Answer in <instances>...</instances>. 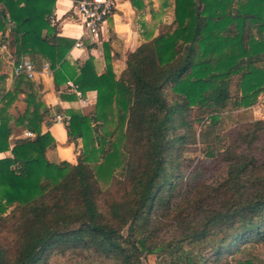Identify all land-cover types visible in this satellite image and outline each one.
<instances>
[{
    "label": "trees",
    "instance_id": "1",
    "mask_svg": "<svg viewBox=\"0 0 264 264\" xmlns=\"http://www.w3.org/2000/svg\"><path fill=\"white\" fill-rule=\"evenodd\" d=\"M55 3L0 0V32L9 25L14 55L38 67L45 58L56 85L73 79L97 101L89 114L70 111L77 161L55 163L39 86L19 75L7 89L0 72V153H12L0 158V264H144L153 254L168 264H258L245 246L264 242V119L219 129L203 150L220 178L176 199L195 126L203 140L224 111L264 91V0H161L173 21L152 36L140 16L146 40L119 75L109 43L104 72L92 56L70 64L74 41L50 22Z\"/></svg>",
    "mask_w": 264,
    "mask_h": 264
},
{
    "label": "crops",
    "instance_id": "2",
    "mask_svg": "<svg viewBox=\"0 0 264 264\" xmlns=\"http://www.w3.org/2000/svg\"><path fill=\"white\" fill-rule=\"evenodd\" d=\"M113 1L115 3L113 14L103 23L99 37L96 38L91 35H84L82 22L74 11V0H56L50 22L56 27L59 37H66L74 41L68 55V61L77 70L80 65L92 56L95 59L98 73L104 72L106 68V44L109 43L108 50L112 56L114 71L119 75L126 67L128 54L146 40L140 16L141 20L148 25L152 36L160 33L157 29L153 32V26L156 25V22L153 23L152 21V12H156V7L154 6L156 1H159L157 14L160 12L163 15L165 14V16H171L172 19L168 25L174 19L173 8H170L168 12H162L160 8L161 0H143L145 7L141 12L133 6L132 0ZM2 37L8 42L14 38L9 25L5 32H0V38L2 39ZM79 42L81 44H78ZM10 49L14 55V46L10 47ZM23 56L14 55L15 62H18ZM26 56L30 59L33 58L31 55ZM36 59L42 64L46 62L43 57L37 56ZM0 72L7 75L6 87L10 89L17 76L13 72L12 62L8 61L5 54L0 55ZM32 80L39 86L40 95L49 108L44 117L42 132L50 131L56 139L55 146L48 149L46 153L48 159L55 163H60L64 160L75 163L77 154L82 150V141L78 139L70 142L66 123L54 121L53 118L56 113L70 115L72 110H78L85 114L91 113L96 105L97 91L89 90L86 93H82L76 87L68 84V82L75 84L73 79H68L58 86L54 81L53 69L50 75L39 72ZM24 98L25 93L20 94V100L17 102L22 110L25 107ZM21 104L24 106L21 107ZM25 131L27 130L19 132L18 135L21 133L22 136H25ZM11 155V151L8 150L1 152L0 158Z\"/></svg>",
    "mask_w": 264,
    "mask_h": 264
},
{
    "label": "rangeland",
    "instance_id": "3",
    "mask_svg": "<svg viewBox=\"0 0 264 264\" xmlns=\"http://www.w3.org/2000/svg\"><path fill=\"white\" fill-rule=\"evenodd\" d=\"M156 7V12H152L153 15V23L156 22V25L153 26V32L157 29L158 31L165 30L169 21L172 19L171 16L165 14H161L160 12L157 14V9L159 7V1L154 3ZM238 78H234V82H237ZM233 82V84H234ZM24 105L21 104V107ZM264 119V91H262L258 100L247 107L243 108H230L222 113V121L219 125H216L212 128H208L205 131L203 136V140L200 139L199 133L201 128L199 125H196V133L199 139V143L187 145L185 154L183 157L184 164L181 171L182 181L179 193L176 201H179L182 196H185L188 192H193L194 188H203L204 183L210 184L213 183L214 180L220 178L221 173H223V167L221 164H218L212 158L207 157L204 152V146L206 143H211L218 132L219 129L223 128L224 131H227L238 124L252 122L255 120ZM256 154H259V157L264 161L260 154V150L256 151ZM220 168V169H219ZM263 174L264 171L261 170L259 172ZM252 255H254L258 264H264V242H261L256 245L247 244L245 246ZM144 264H168V257L165 255L158 256L153 254L146 258Z\"/></svg>",
    "mask_w": 264,
    "mask_h": 264
},
{
    "label": "built area",
    "instance_id": "4",
    "mask_svg": "<svg viewBox=\"0 0 264 264\" xmlns=\"http://www.w3.org/2000/svg\"><path fill=\"white\" fill-rule=\"evenodd\" d=\"M114 7L115 3L113 0H74V11L82 22L84 35L98 38L103 23L113 14ZM78 44L81 43L79 42ZM0 53L1 55L5 54L8 61L12 62L13 72L16 76L26 75L28 78L34 79L39 72L46 75L52 73V68L48 61L38 67L32 59L24 55L18 62H15L9 43L1 38ZM68 84L77 88V85L72 82H68ZM53 120L68 123L70 116L56 113ZM33 135V132L25 131V136Z\"/></svg>",
    "mask_w": 264,
    "mask_h": 264
}]
</instances>
